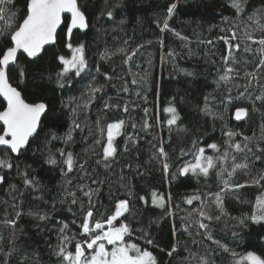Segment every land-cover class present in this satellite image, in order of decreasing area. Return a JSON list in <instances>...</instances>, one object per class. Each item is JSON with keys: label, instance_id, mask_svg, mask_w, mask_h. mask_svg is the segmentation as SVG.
<instances>
[{"label": "snow or ice", "instance_id": "snow-or-ice-1", "mask_svg": "<svg viewBox=\"0 0 264 264\" xmlns=\"http://www.w3.org/2000/svg\"><path fill=\"white\" fill-rule=\"evenodd\" d=\"M179 4L180 0H172L166 8L162 27L159 20L157 26L161 32H172L187 45L189 38L169 23ZM228 4L231 14L221 17L222 34L215 37L216 41L223 42L224 50L219 54L221 65L216 67L214 89L203 95L202 104L198 103L196 107L202 117L212 121L213 130L215 122L224 119L219 105H224L225 109L232 105L237 121L245 119L250 111L264 113V0H228ZM113 8L102 11L100 16L114 20ZM0 24V186H5L11 197L10 203L5 201L0 224L12 230L6 246L3 245L5 237L0 234V264H26L29 259L33 264H41L38 251L33 250L29 257L17 244L21 233L17 226L24 216L33 217L40 223L54 221L57 243L49 248L56 264H162L155 254L156 249L169 259L183 251L187 254L182 257L183 264H192V260L196 264H220L218 257L223 254L231 257V264H264V255L256 251L238 253L213 234V225L229 216L226 209L229 198L252 204L250 213L231 217L240 227H247L249 223L264 226V122L260 124L258 137L224 125L221 132L227 139L204 144L203 137L195 135V130L184 123L175 97L163 108L167 114L164 121L157 118L155 124L151 123L149 108L144 107V118L139 122L130 115L108 122L105 117L109 111L129 114L130 110L139 107L131 101L112 103L113 97L107 89H115L118 101L122 95H131L129 84L139 89L146 83L148 73L141 76L133 71L134 68L142 69L134 58L138 54L143 56L140 50L145 45L131 51L125 46L105 49L101 54V60L121 55L127 65L125 75H118L114 68L111 74L103 72L100 64L93 69L87 57V45L79 38V34H87L90 29L84 0H23L22 7L19 0H0ZM199 43L215 47L213 39H201ZM128 44L125 40L124 45ZM159 44L161 49L165 48L163 39ZM65 49L70 56L64 53ZM49 53L51 59L45 62ZM211 54L217 55L216 52ZM180 55L168 50L161 56V61L174 62ZM187 55L191 57L195 53L189 49ZM208 55L206 52L205 56ZM147 63L151 68L150 54ZM206 63L216 65L215 59L206 60ZM52 64L56 65L54 74L50 70ZM98 75L103 76L104 83L97 80ZM185 75L193 76L194 73L186 72ZM117 79L121 81L119 86L111 83ZM77 84L85 85L79 96L69 97L67 101L58 98V92L64 93ZM135 95L147 103L145 92L138 90ZM58 100L59 108L56 107ZM234 100L248 101L251 108L234 104ZM97 101H102V106ZM94 104L100 115L94 121L93 130L89 115ZM65 110L70 123L61 135L48 124ZM164 124L169 132L167 141L151 131ZM129 127L131 131H128ZM85 128L89 129L90 135L96 136L91 149L96 156L95 167L69 150L75 143V133H83ZM174 130L177 135H191L190 145L182 144L169 151ZM141 133L152 135V140L148 141L153 149L150 161L159 165L164 181L171 185L181 178L188 181L195 178L198 182L203 180L208 191L184 196L183 204L189 206L185 209L179 203L173 205L170 193L165 197L153 189L151 206L160 209L162 215L149 219L146 224L141 221L140 226L135 227L133 219L141 214V205L147 207L149 201L136 192L131 181L145 173L139 163L135 168L131 163L120 165V155L137 148L140 140L145 139ZM122 136L121 146L117 141ZM237 137L241 139L237 140ZM95 146L100 147L99 153ZM207 149L213 155L206 154ZM37 152L45 155L44 163L58 170L61 177L59 192H50L37 176L31 175L30 164L21 169V162L28 159V154L35 156ZM117 165H120L119 171ZM13 173L20 177L22 189L9 182ZM238 173L245 177L243 182L235 179ZM212 185H215L214 189ZM247 188L259 192L254 203L245 199L241 192ZM105 190L114 210L104 207ZM46 191L49 200L44 198ZM26 192L48 210L29 207L26 212ZM174 209L184 213L179 225L175 222ZM58 212L69 215L58 216ZM165 219L171 221L170 235L174 241L167 246L161 237L153 235L154 227L159 228ZM231 235L234 241L241 240L239 232L232 231ZM182 236L187 239L182 240ZM197 237L210 242L203 254L192 247L201 246L202 240Z\"/></svg>", "mask_w": 264, "mask_h": 264}, {"label": "trees", "instance_id": "trees-1", "mask_svg": "<svg viewBox=\"0 0 264 264\" xmlns=\"http://www.w3.org/2000/svg\"><path fill=\"white\" fill-rule=\"evenodd\" d=\"M172 2V0H84V9L90 18V29L87 34H79V38L82 39L87 45V57L89 63L93 66L100 64L103 72L112 73V69L116 70L118 75H125L127 65L123 62L121 55H116L111 59L101 60V54L105 49L114 50L121 46H125L129 51L139 45H145L140 51L143 56L138 54L134 60L136 63L142 65V69H133L134 72H139L141 76L148 73L147 81L141 86L136 88L129 84L131 95H122L117 101L115 95V89L109 87L107 89L108 94L113 97L112 103L119 102L124 104L125 102H133L139 104V107L135 108V111H131L129 114H124L122 111H109L106 113V120L108 122L114 121L118 118H126V115H130L135 121L139 122L144 118L143 108H149L150 122L155 124L157 118L161 121L166 120L167 114L163 112V108L168 106V102L173 97L179 102L178 107L181 111V115L184 118V123L195 130L194 134L203 137L204 144L208 142H222L227 139L222 135L221 128L227 125L237 132H243L245 135L255 136L260 135V124L264 122V113L249 112L247 120L242 124H236L233 121V115L235 109L232 105H228L225 109L224 105H219V110L222 112L224 119L217 120L215 122V130H213L212 121L209 118L202 117L196 110L197 104H202L203 95H207L214 89L213 79L216 75V67L221 65L220 53L223 52L224 46L222 41H216L215 37L221 35L220 28L223 27L221 17L224 15H230L231 9L228 4V0H180L176 15L169 21L172 28L181 34L189 38L190 43L185 44L184 41L179 40L172 32H161L160 27L157 26V21H160L161 27L163 18L166 15V8ZM20 6L23 5V0H19ZM114 5H119L114 7ZM109 8H113L115 19L108 20L106 16L101 17L102 11H107ZM19 10V8H18ZM97 17H100L97 19ZM123 21V23H120ZM2 26V24H0ZM163 39L165 48L161 49L159 40ZM201 39H213L215 47L212 45L201 44ZM129 41L128 45H124V41ZM151 42V43H149ZM189 49L195 55L189 57L187 55ZM216 52L217 55L212 56L211 52ZM56 50V49H53ZM168 50H173L181 55L178 56L174 62H170L168 59L161 61V56ZM209 53L206 57L205 53ZM66 55H71L67 49L64 50ZM152 57V67L149 68L147 63L148 55ZM51 59V54L45 57V62ZM215 59L216 65L206 63V60ZM48 66L47 63L45 65ZM50 70L53 74L56 71V65L52 64ZM186 72L194 73L193 76H186ZM139 79V77H136ZM131 80L132 77H127ZM97 80L104 83L103 76L98 75ZM13 82H16L14 77ZM111 83L120 85V80H113ZM86 84V82H85ZM85 85L77 84L71 90L64 93L58 92L57 96L62 97L65 101L72 96H79L81 90ZM141 90L145 92L148 97V101L145 104L144 101L135 95V92ZM159 91V96H157ZM219 95V93H217ZM236 95L233 90V96ZM102 106V101H97ZM234 104L246 106L251 108L248 101L234 100ZM59 108V100L56 105ZM100 113L97 111L96 105H93V110L89 115V122L92 129H95V119ZM58 121V122H57ZM70 121L68 114L65 110L63 114H58L55 120H51L48 127H52L59 134H63L68 130ZM131 131V128H128ZM154 135L163 137L165 141L169 138V132L167 125L156 126L152 130ZM145 139H141L137 148L132 149L130 153H121L120 165L125 163H131L133 168L139 163L142 165L141 171L145 173L143 177L135 176L131 181L136 186V192L139 195H144L149 201L147 207L141 205V214L137 215L132 223L133 226H140L141 221L147 223L149 219H156L161 217L162 212L158 208L151 206V191L155 189L158 193L163 194L165 197L171 194L172 203L181 204V207L187 209L189 206L183 204L182 198L186 195H190L196 191H208L205 187L203 180L197 181L192 178L190 181L181 178L169 185L162 179V173L159 169V165L150 161L153 149L148 141L152 140V135L141 133ZM172 147L169 149H176L182 144L190 145V141L193 138L191 135L185 136L184 134L177 135L174 130L171 134ZM96 139L95 135L89 134V129L85 128L84 132L77 131L75 133V143L69 150L78 154L81 159H87L89 165L95 167L96 156L92 154L93 141ZM241 137H237L240 140ZM124 137L118 138V143L123 144ZM35 148V145L33 146ZM95 151L99 153L101 151L99 146H95ZM206 154L213 155L210 149L206 150ZM45 155L37 152L35 156L31 153L28 154V159L21 162V169L23 170L29 164L32 166L29 168L31 175L37 176L40 181L47 187L52 193L59 192V185L61 177L57 169L44 163ZM120 165L116 166V170L119 171ZM103 172V169H100ZM239 182H243L245 177L242 174H237L235 177ZM9 182L16 184L17 187L22 189V183L19 176L13 173L9 177ZM215 188V185H212ZM116 191V189H113ZM241 192L245 199L255 202L256 195L259 192L255 188L242 189ZM45 200L50 199L49 192L44 193ZM105 208H113L111 201L108 198L107 190H105L102 197ZM11 202V197L7 195V188L0 186V220L4 218V211L6 208L5 201ZM31 207L33 210H48L47 206L41 201L32 200L28 193L24 196V210L27 212ZM59 208V205H58ZM252 204H242L235 199L229 198L226 203V209L229 216L224 217L219 223L213 225V234L222 242L227 243L230 248H234L235 251H256L258 254L264 255V226L248 224L247 227H240L236 220L231 217H240L243 213H250ZM114 210V208H113ZM11 211V209H8ZM176 212L175 222L177 225L180 223V217L184 215L179 209H174ZM58 216H68L67 213H57ZM54 221L40 223L33 217L24 216L18 222V229L21 230L20 238L17 244L31 257L33 250L40 253L39 259L41 264H56V258L52 255L49 245L55 246L57 243V237L55 229L53 227ZM171 221L165 219L159 225V228L153 230V235L161 237L163 244L167 246L173 243L170 235ZM39 225V226H37ZM43 229V230H42ZM12 230L0 224V234L5 239L3 245L8 244V237ZM232 231L240 233L241 240L234 241L232 238ZM181 239H187L182 236ZM198 240H202L201 237H197ZM210 245L209 241H203L201 246L197 248L192 245L195 251L203 254L204 248ZM215 247V245H211ZM158 259L162 261V264H183L182 257L187 255L181 251L178 255H174L169 259L165 253L154 250ZM220 264H231V257L227 254H223L222 257H218ZM26 264H33V261L29 259ZM192 264H196L195 260H192Z\"/></svg>", "mask_w": 264, "mask_h": 264}, {"label": "water", "instance_id": "water-1", "mask_svg": "<svg viewBox=\"0 0 264 264\" xmlns=\"http://www.w3.org/2000/svg\"><path fill=\"white\" fill-rule=\"evenodd\" d=\"M234 115H235V112H234ZM234 115H233V121H234L236 124H242V123H244V122L247 120V118H248V116H247L245 119H242V120H240V121H237V120L234 119Z\"/></svg>", "mask_w": 264, "mask_h": 264}]
</instances>
